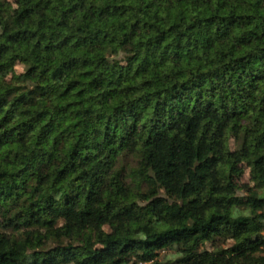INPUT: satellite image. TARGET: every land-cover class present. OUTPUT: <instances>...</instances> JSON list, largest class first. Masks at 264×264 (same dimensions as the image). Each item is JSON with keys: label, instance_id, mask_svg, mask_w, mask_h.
<instances>
[{"label": "trees", "instance_id": "1", "mask_svg": "<svg viewBox=\"0 0 264 264\" xmlns=\"http://www.w3.org/2000/svg\"><path fill=\"white\" fill-rule=\"evenodd\" d=\"M0 264H264V0H0Z\"/></svg>", "mask_w": 264, "mask_h": 264}, {"label": "rangeland", "instance_id": "2", "mask_svg": "<svg viewBox=\"0 0 264 264\" xmlns=\"http://www.w3.org/2000/svg\"><path fill=\"white\" fill-rule=\"evenodd\" d=\"M20 69V67H18ZM241 183L243 185L250 184L251 179H250V172L249 169L245 168L244 175L242 177Z\"/></svg>", "mask_w": 264, "mask_h": 264}]
</instances>
